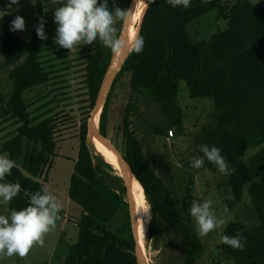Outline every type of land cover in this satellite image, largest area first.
I'll list each match as a JSON object with an SVG mask.
<instances>
[{
    "label": "trees",
    "instance_id": "obj_1",
    "mask_svg": "<svg viewBox=\"0 0 264 264\" xmlns=\"http://www.w3.org/2000/svg\"><path fill=\"white\" fill-rule=\"evenodd\" d=\"M73 1L84 15L91 39L85 83L93 109L120 35L111 34V28L121 0ZM35 2L38 16L29 41L17 34L15 20L8 16L0 30V48L7 61L15 53L25 57L9 74L13 91L3 113L20 126L1 148L11 165L9 173H0V179L14 188L8 210L11 216L32 212L43 221L55 206L36 178L44 167L52 168L57 142L55 122L32 118L24 98L28 90L49 82L42 55L52 34L44 0ZM137 3L134 0L133 7ZM213 10L229 20L227 28L208 41L193 42L188 24ZM126 73L131 76L133 94L160 104L167 130L182 128L183 111L178 101L181 81L187 84L192 98L214 102V123L203 128L197 153L212 172L232 168L227 185L233 202L241 203L248 187L259 217L253 227L241 221L229 223L219 249L232 264H264V8L250 0H238L227 14L223 0H151L138 39L101 113L99 126L105 135L113 90ZM130 107L128 104L124 117V156L152 208L150 228L157 232L154 239L181 248L180 264H197L205 248L199 231L188 225L189 206L175 199L155 173L141 141L129 129ZM88 119L80 126L78 157L68 189L69 198L83 208L84 214L76 222L78 240L61 264H138L126 188L115 174L121 170L107 163L89 143ZM156 131L165 133L161 127ZM102 148L110 152L103 144ZM251 151L254 153L248 155ZM1 163L0 158V168ZM193 189L191 178L187 190Z\"/></svg>",
    "mask_w": 264,
    "mask_h": 264
},
{
    "label": "rangeland",
    "instance_id": "obj_2",
    "mask_svg": "<svg viewBox=\"0 0 264 264\" xmlns=\"http://www.w3.org/2000/svg\"><path fill=\"white\" fill-rule=\"evenodd\" d=\"M236 1L223 0L227 14ZM250 1L264 8V0ZM132 2L121 0L118 4L111 34L121 32ZM44 5L47 25L52 34L50 44L42 55L49 82L28 90L24 98L32 118H51L55 122L57 145L61 144L65 155L73 158L79 150L80 126L92 113L85 83V63L91 39L84 15L73 0H44ZM144 6L138 2L134 6L137 7L136 13L141 12ZM7 16L15 20L17 34L24 41H29L38 16L35 0H0V30L6 24ZM228 24V19L220 18L217 10H213L190 22L187 29L193 42L198 43L208 41L217 31L226 29ZM137 26L138 22L135 32ZM24 59L20 52V55L15 53L13 59L7 61L5 52L0 48L2 175L10 172L11 163L7 153H1V148L17 134L20 126L16 119L5 117L3 113L13 91L9 74ZM130 79V74H124L113 90L107 118L108 137L124 153V117L128 104H131L130 131L141 141L145 156L172 196L189 206L188 225L199 231L205 248L197 264H232L219 249L226 226L233 221H241L247 227H253L259 223V217L252 205L248 187L244 190L241 203L233 202L231 189L227 185L232 168L212 172L197 153L203 128L214 123L217 111L214 102L208 98H192L187 84L181 81L178 101L183 111L182 128L179 131L174 128L167 130L160 104L133 94ZM157 127L163 128L165 133L158 134ZM253 153L251 151L248 155ZM51 163L52 168L44 167L36 178L43 184L55 206L54 211L49 210L44 215L43 221L32 212L11 216L8 210L14 188L0 179V264H61L71 246L77 242L76 222L83 208L68 195L74 164L67 157L56 156L51 158ZM191 178L194 189L189 192L187 185ZM141 190L144 192L142 187ZM146 203L148 236L145 254L148 263L180 264L181 248H176L175 243L154 239L156 229L150 228L153 212L147 200ZM134 205L139 228L145 205L136 197Z\"/></svg>",
    "mask_w": 264,
    "mask_h": 264
},
{
    "label": "water",
    "instance_id": "obj_3",
    "mask_svg": "<svg viewBox=\"0 0 264 264\" xmlns=\"http://www.w3.org/2000/svg\"><path fill=\"white\" fill-rule=\"evenodd\" d=\"M128 13H127V16L124 20L123 27L121 29L118 41H117L116 46H115L110 67L106 73L104 80H103V84H102L101 89L99 91L96 103L92 109V113H91L89 120H88V123H87V138L90 140V142H91V139L97 138L98 140L103 142L107 147H109L113 151L115 156L117 157V160H118L119 166H120V170H121L119 177L122 178L124 186L126 188V198H127L128 204H129L131 224H132V233H133V236H134V239L136 242L135 254L137 257V261H138V264H149L143 255V251H142L140 243H139L138 228H137L136 219H135V211H134V206H133V197H132L130 176H129L128 170H130V172L133 174V176H135V175H134L133 171L131 170L130 166L128 165V163L125 159L124 153L121 152L119 147L108 137V135H105L101 132L100 126H97L95 124V118H96L97 114L102 113L103 108L105 106V103L107 101L108 95H109V93L112 89V86L114 84V81L116 79V76L120 72L126 58L128 57V55L131 51V49L129 50V48H128L127 34H126V25H127ZM106 162H107V160H106ZM107 163H109V162H107Z\"/></svg>",
    "mask_w": 264,
    "mask_h": 264
},
{
    "label": "bare ground",
    "instance_id": "obj_4",
    "mask_svg": "<svg viewBox=\"0 0 264 264\" xmlns=\"http://www.w3.org/2000/svg\"><path fill=\"white\" fill-rule=\"evenodd\" d=\"M133 2H134V0H133ZM133 2L131 4V8L128 11L129 13H128L127 25H126V34H127V42H128L129 50L130 49L132 50L133 46L135 45V43L138 39L139 32H140V26H141L144 14H145L151 0H138V2H140L141 4H145L143 10L141 12H138V13H136L137 7L133 8ZM137 22H138V26H137V29L135 32V26H136ZM99 116H101V113L97 114V116L95 118V124L97 126H99V123H100ZM91 144H92L93 148L97 151V153L100 154L101 156H103L107 160V162H109L111 165H114V166L120 168L117 157L115 156L113 151L109 147H107L103 142H101L97 138H93V139H91ZM102 144L110 152L104 151V149L102 148ZM114 159H116L117 161ZM115 172L118 173L116 170H115ZM128 172H129V176H130V184H131V191H132V197H133L134 211H135V205H134L135 197L137 198V200L142 205H145L143 207V211L141 213V218H140L139 228H138V236H139V243H140L141 249L143 251V255H144L145 259L147 260V257L145 254V251H146L145 244L147 242V236H148V224H147L146 211H145V207L147 204L146 203V197H145V193L141 190L142 186H141L140 182L137 180V178L135 176H133V174L130 172V170H128ZM135 219H136V217H135ZM149 221H150V219H149Z\"/></svg>",
    "mask_w": 264,
    "mask_h": 264
},
{
    "label": "crops",
    "instance_id": "obj_5",
    "mask_svg": "<svg viewBox=\"0 0 264 264\" xmlns=\"http://www.w3.org/2000/svg\"><path fill=\"white\" fill-rule=\"evenodd\" d=\"M61 144H58L57 145V158H60V157H62V158H65V157H67V158H69V160L70 161H72V163L73 164H75V162H76V160H77V157H78V154H77V152L74 154V157L72 158V157H68L67 155H65V153H64V149H63V147L62 146H60ZM79 151V150H78ZM84 214V210H82V213L80 214V217L82 216ZM66 215V214H65Z\"/></svg>",
    "mask_w": 264,
    "mask_h": 264
},
{
    "label": "built area",
    "instance_id": "obj_6",
    "mask_svg": "<svg viewBox=\"0 0 264 264\" xmlns=\"http://www.w3.org/2000/svg\"><path fill=\"white\" fill-rule=\"evenodd\" d=\"M170 134L172 135V132H170Z\"/></svg>",
    "mask_w": 264,
    "mask_h": 264
}]
</instances>
